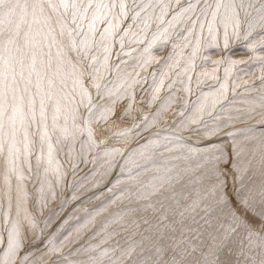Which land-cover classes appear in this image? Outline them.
Wrapping results in <instances>:
<instances>
[{"label": "snow or ice", "instance_id": "snow-or-ice-1", "mask_svg": "<svg viewBox=\"0 0 264 264\" xmlns=\"http://www.w3.org/2000/svg\"><path fill=\"white\" fill-rule=\"evenodd\" d=\"M261 52L264 0H0V264H264Z\"/></svg>", "mask_w": 264, "mask_h": 264}, {"label": "rangeland", "instance_id": "rangeland-1", "mask_svg": "<svg viewBox=\"0 0 264 264\" xmlns=\"http://www.w3.org/2000/svg\"><path fill=\"white\" fill-rule=\"evenodd\" d=\"M250 55H252V54L249 53V52H247V51H245L242 48L237 47V48L234 49V56H233V58L234 59H238V60H247ZM257 55L264 56V52L257 53ZM211 67L212 66L209 65L206 70L210 71L211 70ZM240 67H245V66L244 65H240ZM250 71L253 73V76H252V79L253 80L255 79V77L259 76V74H260V68H259V66H256V65H253L252 68L250 69ZM235 72H236V69H233V73H235ZM219 75L221 77H223V69L222 68H221V70L219 72ZM241 79L248 80L249 77L248 76H241ZM209 83H212V82L209 81ZM202 87H204V89L207 91V85H202ZM87 167L90 168L91 165H88ZM86 170H87V168L85 169V171ZM81 175H83V173H81Z\"/></svg>", "mask_w": 264, "mask_h": 264}]
</instances>
